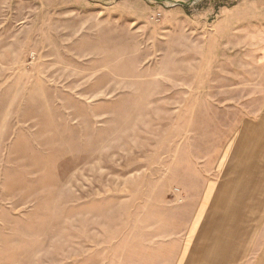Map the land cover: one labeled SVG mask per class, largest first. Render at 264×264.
<instances>
[{"label": "rangeland", "instance_id": "374dc122", "mask_svg": "<svg viewBox=\"0 0 264 264\" xmlns=\"http://www.w3.org/2000/svg\"><path fill=\"white\" fill-rule=\"evenodd\" d=\"M160 1L0 0V264L174 263L264 114V0Z\"/></svg>", "mask_w": 264, "mask_h": 264}, {"label": "crops", "instance_id": "0c3cea01", "mask_svg": "<svg viewBox=\"0 0 264 264\" xmlns=\"http://www.w3.org/2000/svg\"><path fill=\"white\" fill-rule=\"evenodd\" d=\"M242 15L250 18L248 13ZM244 126L251 140L240 138ZM263 137L264 114L258 120L242 121L217 146L210 171L198 178L200 189L186 226L188 235L181 240L173 264H248L256 240H264ZM249 162L257 168L245 178L242 171ZM206 217L207 233L200 224Z\"/></svg>", "mask_w": 264, "mask_h": 264}, {"label": "water", "instance_id": "95a60500", "mask_svg": "<svg viewBox=\"0 0 264 264\" xmlns=\"http://www.w3.org/2000/svg\"><path fill=\"white\" fill-rule=\"evenodd\" d=\"M158 2H161L160 0H157ZM177 4H185L184 2H178Z\"/></svg>", "mask_w": 264, "mask_h": 264}, {"label": "bare ground", "instance_id": "6f19581e", "mask_svg": "<svg viewBox=\"0 0 264 264\" xmlns=\"http://www.w3.org/2000/svg\"><path fill=\"white\" fill-rule=\"evenodd\" d=\"M199 222V221H198ZM197 224V223H196ZM196 226V225H195Z\"/></svg>", "mask_w": 264, "mask_h": 264}]
</instances>
